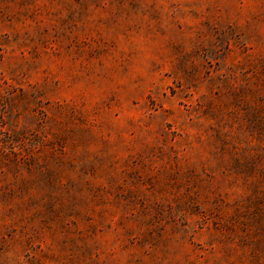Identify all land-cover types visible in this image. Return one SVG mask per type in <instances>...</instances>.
Segmentation results:
<instances>
[{"label":"rangeland","instance_id":"374dc122","mask_svg":"<svg viewBox=\"0 0 264 264\" xmlns=\"http://www.w3.org/2000/svg\"><path fill=\"white\" fill-rule=\"evenodd\" d=\"M0 264H264V0H0Z\"/></svg>","mask_w":264,"mask_h":264}]
</instances>
